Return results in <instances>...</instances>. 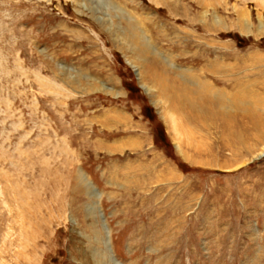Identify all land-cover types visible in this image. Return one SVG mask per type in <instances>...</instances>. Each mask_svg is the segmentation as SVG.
<instances>
[{"label":"rangeland","instance_id":"374dc122","mask_svg":"<svg viewBox=\"0 0 264 264\" xmlns=\"http://www.w3.org/2000/svg\"><path fill=\"white\" fill-rule=\"evenodd\" d=\"M261 99L264 0H0V264H264Z\"/></svg>","mask_w":264,"mask_h":264},{"label":"bare ground","instance_id":"6f19581e","mask_svg":"<svg viewBox=\"0 0 264 264\" xmlns=\"http://www.w3.org/2000/svg\"><path fill=\"white\" fill-rule=\"evenodd\" d=\"M160 75L162 76L163 74L162 73H160ZM183 82L185 83H182V84H178V88L180 89V91L178 92V94H180V96L183 98V100H188V101H192V98H193V96L195 95V97L197 98V96L198 97H202V95H204L205 97H203L204 98V102H206V107H208V105H209V107H212L213 109H214V107H216V109H215V112H217V115L219 116V118H224V115L223 114H226L225 113V111H221V108H222V106H224L223 108L224 109H227V107L228 106H230V105H232V106H236V108H240V106L242 105V103H241V101L242 100H245V97L246 98H248V97H250L251 95H250V92L249 93H247V91H248V87H245V88H242V89H240V90H238V91H236V92H230L232 95L231 96H233L234 97V99H232L231 98V96H230V98L231 99H229V100H231V101H227L226 99H228V98H226L227 96H225V95H215V94H217L213 89H211V88H208V87H205V89L206 90H204V94L202 93V92H197V91H195V92H192V91H190L189 90V88H190V85H192V84H194L195 82H194V79L193 78H190V79H188V78H186V79H184L183 80ZM162 83V82H161ZM212 84V83H211ZM165 86V85H164ZM208 86V85H207ZM232 86H233V84H232ZM242 86V85H241ZM167 87V86H166ZM184 89V90H183ZM250 89V88H249ZM247 90V91H246ZM147 91H149L148 89H147ZM231 91V90H230ZM233 91V90H232ZM247 93V94H246ZM197 94V95H196ZM229 97V96H228ZM243 97H244V99H243ZM226 98V99H225ZM240 100H239V99ZM199 99V98H198ZM239 100V101H238ZM255 101V100H254ZM184 102V101H183ZM204 102H203V104H204ZM260 102H261V106L260 107H258L257 109H250L249 108V111L251 112V114L252 115H255V114H257V113H259L260 111L262 112V107L264 106V99H261L260 100ZM187 103V102H186ZM202 103V102H201ZM180 103H178V105H179ZM227 105V106H226ZM186 106V105H185ZM190 106V105H189ZM201 106H202V104H201ZM219 106H221V108L219 107ZM208 107V108H209ZM182 108H184L183 106H182ZM224 109H222V110H224ZM210 110V109H209ZM240 110V109H239ZM229 113V112H228ZM216 115V116H217ZM249 117V116H248ZM207 119V118H206ZM232 136V135H231ZM238 136V135H237Z\"/></svg>","mask_w":264,"mask_h":264}]
</instances>
